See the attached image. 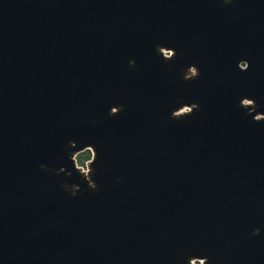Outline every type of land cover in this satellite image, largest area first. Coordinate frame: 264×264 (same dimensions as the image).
I'll return each mask as SVG.
<instances>
[{
	"label": "water",
	"instance_id": "obj_1",
	"mask_svg": "<svg viewBox=\"0 0 264 264\" xmlns=\"http://www.w3.org/2000/svg\"><path fill=\"white\" fill-rule=\"evenodd\" d=\"M0 264H264V0H0Z\"/></svg>",
	"mask_w": 264,
	"mask_h": 264
},
{
	"label": "rangeland",
	"instance_id": "obj_2",
	"mask_svg": "<svg viewBox=\"0 0 264 264\" xmlns=\"http://www.w3.org/2000/svg\"><path fill=\"white\" fill-rule=\"evenodd\" d=\"M84 154H86V153H84ZM83 154V155H84ZM80 157V156H79ZM85 161V159L84 160H82L81 162H84ZM88 161H86V162H84V164H80V163H78L77 165L79 166V167H85V164L87 163Z\"/></svg>",
	"mask_w": 264,
	"mask_h": 264
},
{
	"label": "trees",
	"instance_id": "obj_3",
	"mask_svg": "<svg viewBox=\"0 0 264 264\" xmlns=\"http://www.w3.org/2000/svg\"><path fill=\"white\" fill-rule=\"evenodd\" d=\"M82 157H84V159H88L89 158V154L87 153L86 155H83Z\"/></svg>",
	"mask_w": 264,
	"mask_h": 264
},
{
	"label": "flooded vegetation",
	"instance_id": "obj_4",
	"mask_svg": "<svg viewBox=\"0 0 264 264\" xmlns=\"http://www.w3.org/2000/svg\"><path fill=\"white\" fill-rule=\"evenodd\" d=\"M87 154V153H86Z\"/></svg>",
	"mask_w": 264,
	"mask_h": 264
}]
</instances>
